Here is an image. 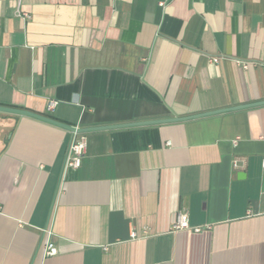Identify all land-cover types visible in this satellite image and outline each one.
<instances>
[{"label":"crops","instance_id":"1","mask_svg":"<svg viewBox=\"0 0 264 264\" xmlns=\"http://www.w3.org/2000/svg\"><path fill=\"white\" fill-rule=\"evenodd\" d=\"M261 102L264 0H0V106L191 118L0 112V264H264Z\"/></svg>","mask_w":264,"mask_h":264},{"label":"built area","instance_id":"2","mask_svg":"<svg viewBox=\"0 0 264 264\" xmlns=\"http://www.w3.org/2000/svg\"><path fill=\"white\" fill-rule=\"evenodd\" d=\"M159 5L163 7L164 2H161ZM16 13L18 16H23V14H20L19 10H17ZM57 103V101L50 100L47 103L46 112L48 114L52 113L57 106ZM86 147L87 140L85 135L72 133L71 141L65 158V168L78 169L81 166L82 159L86 152ZM208 228L209 226H191L189 224L188 215L185 212H180L172 225L171 232L176 233L182 231H192L194 233H199ZM43 234L45 236V241L42 247V256L44 258L53 257L57 254V248L48 240L51 233L49 230H43ZM144 234H147L146 229H144ZM131 235L132 237H136V234L134 232H132Z\"/></svg>","mask_w":264,"mask_h":264},{"label":"water","instance_id":"3","mask_svg":"<svg viewBox=\"0 0 264 264\" xmlns=\"http://www.w3.org/2000/svg\"><path fill=\"white\" fill-rule=\"evenodd\" d=\"M258 104H264V102H261V103H258ZM254 105H257V104H254ZM244 107H249V106H241V107H236V108L217 110V111L200 114L198 116H193V117L197 118V117H201V116H209V115L224 113V112H228V111H233V110L244 108ZM0 112L20 115V116H26V117H31V118L43 121L45 123L54 125V126H56L58 128L66 130V131H68L70 133H77V134H85V133H88V132H91V131H94V130L103 129V128L109 129V128H118V127H127V126H141V125L159 124V123H165V122L184 121V120H187V119H191V118H174V119L165 120V121L141 122V123H135V124L108 126V127H103V128H84V129L81 128L80 129V128H75V127L60 123V122H58L56 120H53V119H51V118H49L47 116H41V115L34 114V113L26 111V110H20V109H14V108L0 106Z\"/></svg>","mask_w":264,"mask_h":264}]
</instances>
